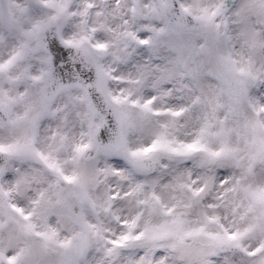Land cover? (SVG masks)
Wrapping results in <instances>:
<instances>
[{"label":"snow or ice","instance_id":"obj_1","mask_svg":"<svg viewBox=\"0 0 264 264\" xmlns=\"http://www.w3.org/2000/svg\"><path fill=\"white\" fill-rule=\"evenodd\" d=\"M0 264H264V0H0Z\"/></svg>","mask_w":264,"mask_h":264}]
</instances>
